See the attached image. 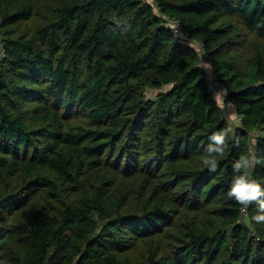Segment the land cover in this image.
<instances>
[{
    "label": "trees",
    "instance_id": "trees-1",
    "mask_svg": "<svg viewBox=\"0 0 264 264\" xmlns=\"http://www.w3.org/2000/svg\"><path fill=\"white\" fill-rule=\"evenodd\" d=\"M0 37V264H264L227 195L241 157L264 189V0H0Z\"/></svg>",
    "mask_w": 264,
    "mask_h": 264
},
{
    "label": "clouds",
    "instance_id": "clouds-1",
    "mask_svg": "<svg viewBox=\"0 0 264 264\" xmlns=\"http://www.w3.org/2000/svg\"><path fill=\"white\" fill-rule=\"evenodd\" d=\"M217 144H223L224 138L221 135H215L212 137ZM219 156L223 155V149H216ZM215 157L213 158V163ZM257 163L259 161H256ZM253 163L251 160L241 157V161L235 165V169L239 175L233 178L232 184L227 195L233 198L241 206L246 207L252 202H259L261 209H264V201H259L261 196H264V189L261 188L260 184L250 178V172L253 168ZM257 224H264V214L255 215L251 218ZM249 223L250 221H245Z\"/></svg>",
    "mask_w": 264,
    "mask_h": 264
},
{
    "label": "built area",
    "instance_id": "built-area-1",
    "mask_svg": "<svg viewBox=\"0 0 264 264\" xmlns=\"http://www.w3.org/2000/svg\"><path fill=\"white\" fill-rule=\"evenodd\" d=\"M148 3H153L154 0H145ZM165 18V24L172 29L173 34L175 35V37L185 43L190 45L201 57V61L204 59V56L206 54V49L204 47V45L200 42H198L197 40H194L191 38L190 36V32L187 28H185V26L177 21H174L172 19H170L168 16H163ZM197 45V47L195 46ZM205 61H202V65L205 68ZM210 90L212 91V94L214 97H218L221 101V103L224 105L227 102V95L229 92V88L226 84L221 83V82H212L210 81ZM224 108V107H223ZM225 110V109H224ZM224 113L226 114L227 117H229V113L225 110ZM241 118L240 117H236L235 122H232V124L234 125H241ZM257 132H254V134L256 135ZM251 151L253 152V149H251Z\"/></svg>",
    "mask_w": 264,
    "mask_h": 264
},
{
    "label": "rangeland",
    "instance_id": "rangeland-1",
    "mask_svg": "<svg viewBox=\"0 0 264 264\" xmlns=\"http://www.w3.org/2000/svg\"><path fill=\"white\" fill-rule=\"evenodd\" d=\"M0 41H1V37H0ZM196 47H197V45H195ZM205 67H206V69H207V72H208V74H210L212 71L210 70V68H209V66L208 65H205ZM222 83V82H221ZM157 93V91L156 90H154V89H149V92H148V95L149 96H154L155 94ZM228 95H229V92H228ZM227 95V103L228 104H231V102H230V100H228V96ZM216 100H217V102L223 107V104L221 103V101H220V99L218 98V97H214ZM228 112V111H227ZM229 113V112H228ZM228 119H230V117H228ZM234 122V121H233ZM257 137V133H256V136H255V138ZM254 138V139H255ZM142 246H143V248H145L146 249V244H142ZM141 255H142V250H140V249H138V250H134V251H131V252H129V253H127V257L128 258H138V257H141Z\"/></svg>",
    "mask_w": 264,
    "mask_h": 264
},
{
    "label": "crops",
    "instance_id": "crops-1",
    "mask_svg": "<svg viewBox=\"0 0 264 264\" xmlns=\"http://www.w3.org/2000/svg\"><path fill=\"white\" fill-rule=\"evenodd\" d=\"M205 68H206V67H205ZM208 75H209V80H210V81H212V82H216V78L214 77V73H213V72H211V73L208 74ZM223 107H224V109H225L226 111L229 112V117H230L229 120H233V121H234V120L236 119V115H237V113L235 112V110H234L232 104H228V103L226 102V104H224ZM233 121H231V122H233ZM234 122H235V121H234Z\"/></svg>",
    "mask_w": 264,
    "mask_h": 264
}]
</instances>
